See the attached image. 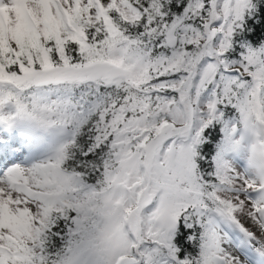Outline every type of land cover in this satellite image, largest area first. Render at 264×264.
Returning a JSON list of instances; mask_svg holds the SVG:
<instances>
[{"label":"snow or ice","instance_id":"1","mask_svg":"<svg viewBox=\"0 0 264 264\" xmlns=\"http://www.w3.org/2000/svg\"><path fill=\"white\" fill-rule=\"evenodd\" d=\"M0 264H264V0H0Z\"/></svg>","mask_w":264,"mask_h":264}]
</instances>
